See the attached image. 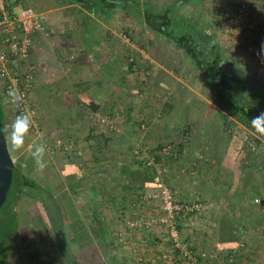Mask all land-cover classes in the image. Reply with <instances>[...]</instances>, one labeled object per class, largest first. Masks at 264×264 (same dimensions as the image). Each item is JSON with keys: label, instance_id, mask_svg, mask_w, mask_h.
Returning <instances> with one entry per match:
<instances>
[{"label": "rangeland", "instance_id": "374dc122", "mask_svg": "<svg viewBox=\"0 0 264 264\" xmlns=\"http://www.w3.org/2000/svg\"><path fill=\"white\" fill-rule=\"evenodd\" d=\"M10 1L30 4L40 13L45 28L33 49L38 71L32 102L40 117L41 134L36 137L28 133L24 147L16 151L11 150L6 131L8 151L14 165L31 173L54 196L60 207L62 233L76 260L80 264H136L123 238L129 226L123 224L124 220L133 214V207L124 202L128 193L127 180L122 177L126 174L124 166H130L128 160L138 155L147 161L158 153L159 160L154 159L152 165L144 163L160 178L153 181V193L157 194L163 186L176 190L162 180L167 178L163 176L167 169L163 160L165 157L172 160L179 152L175 147L177 141L164 140L157 147H148L138 140L120 141L119 135L124 130L132 132V137L133 134L141 137L151 120L163 121V112L168 110L176 112L175 116L174 113L167 116L169 122L182 121L191 126L190 144L186 145L185 152L181 148L180 153L204 156L198 166L205 175L217 170L214 167L221 163L222 170L228 174L230 168L231 176L238 181L230 200L229 182L223 187L228 192L225 210L232 222L235 221L237 236L243 241L231 248L218 249L214 252L216 258L224 254V264H228L227 255L232 254V264H248L253 260L249 252L261 255L264 252V176L262 172L242 168L228 151L229 121L238 122L242 130L247 128L222 107L211 83L185 52L142 21L120 11L92 9L67 0ZM139 1L158 12L171 6V15L176 21L187 22L202 32L205 37L202 43L208 45L214 40L219 43L224 55L221 64L234 76L237 89L244 92L249 103L264 104V67L259 62L253 63L254 57L263 63L264 54L257 55L243 46V24L248 26L258 19L255 26L262 28L259 11L243 15L242 10L236 13L239 17H232L229 13L234 11L232 0ZM236 20L243 31L234 33L231 29ZM98 63L106 66L102 69L106 73H101ZM102 76L109 82V92L98 112L92 113L80 103L78 93L87 82ZM13 120L5 118L6 129H10ZM129 120L135 124L133 131L123 129L128 128ZM242 133L239 131L241 136ZM41 143L46 145L47 166L43 171L37 169L29 154L32 147ZM167 145L171 148L163 151ZM98 146L104 152H99ZM217 159L219 162H214ZM210 177L201 180L209 182ZM252 184H258V195L248 191ZM6 212L0 209V223ZM16 213L9 231L15 234L19 226L13 248L17 253L7 262L4 259V264H71L66 261L67 255L59 245V236L53 231L49 215L36 197L22 193ZM166 231L169 238L167 227ZM103 233H107L105 239ZM110 238L112 247L106 244Z\"/></svg>", "mask_w": 264, "mask_h": 264}, {"label": "crops", "instance_id": "0c3cea01", "mask_svg": "<svg viewBox=\"0 0 264 264\" xmlns=\"http://www.w3.org/2000/svg\"><path fill=\"white\" fill-rule=\"evenodd\" d=\"M232 1L234 4L231 7H233L234 11L229 12L230 14L232 13V17H239L240 14L236 15V13L242 10L245 11V14L243 15H249L251 11L260 12L262 19H259L260 21H263V24L259 36L255 40L256 44L249 46L247 42L252 40V32L256 29L255 22L259 21L257 18L255 22L251 21L248 26L244 24L242 25V27H245V36L243 38L245 44L243 46L250 51L257 52V55L258 52L259 55H263L264 53L261 52V45L264 44V0ZM231 31L234 33L243 31L239 21L236 20ZM255 58L256 57L253 58V63L259 62V65L263 64V66H261L263 68L264 62L262 63ZM97 65L100 66L101 73H106L102 70L106 67L104 64L98 63ZM105 79L106 78L102 76L99 79H93L92 81L87 82L86 85L93 84L97 81L106 82ZM106 83L107 87L102 100L107 97L109 92V82ZM98 109L95 112H98ZM90 112L95 113L91 110ZM172 113H174L175 116V110L163 112V114H165V118L163 116L162 119L163 121H160L159 119H156L155 121L151 120L150 125L141 137L134 134L132 137V132L127 133V131L122 130V134L120 133L121 135H119V138L120 141H131V139L138 140L139 143L148 147H157L158 145H161L164 140L177 141L175 147L178 149L179 153H176V157H171L172 160L168 157H165L164 160L162 159L167 169H165V167L162 168L161 174H163V170L165 169L166 173H164L163 176L167 178H163L162 180L175 187V191L180 201L200 200L202 203L203 209L199 214L187 213L183 218L179 216L178 220V223L180 224V241L183 242V245H189L193 248H190L192 251L191 256L184 258L180 254V249L174 248L171 245L173 243L169 241L166 225L160 221L161 218H163V214L160 210V202L156 197L157 194L153 193L155 189L151 188V186L155 184L153 182L154 180H160L159 176L155 175V173L143 178L144 181L134 179L132 176L137 174H134L135 165L131 159L128 160L130 166H124L126 174L122 177L125 176V181L127 180L125 188L128 192L125 193L127 197H125L126 201L124 202H129L125 203L126 206L129 205L128 207H133V214L127 215L125 218L126 220H124L123 224L126 226V223H128L129 226H127L128 231L124 232L123 238L128 246H130L129 253L133 255L136 264H224L226 256L224 254L219 256V253V257L216 258L214 252L218 251V249H225L227 246H230L231 248L236 246L239 241H243L237 236V229L233 224L235 221L232 222L230 214L225 210V198L229 192L228 198L230 200L231 191L238 183L237 178L231 176L230 168L228 174L224 172L222 170L223 167L220 165L221 163H218L219 165L214 167L218 171L212 170L205 175L203 168L198 166V162H202L204 156L195 155L193 153L191 155L181 154V148H183V152H185L186 145L190 144L188 139L191 138V126H187L186 123L184 125L182 121H178L177 119L175 120L180 123H177L174 120L169 122L167 116L170 114L172 115ZM133 123L134 122H130L129 120L128 128L127 126H124L123 129H130L129 131H133L135 128V124ZM206 159L207 158L205 157V160ZM113 160L117 162L118 159L113 158ZM214 162L219 161L217 159ZM213 166H215V164L211 165V167ZM186 168L187 171H185ZM224 168L228 170L227 167ZM208 175L211 176L209 182L201 180V178L207 179ZM227 181L229 182L227 184L229 190L228 192H225L223 184ZM207 183H209L210 186H208ZM216 183H218V185ZM16 222L18 223V221ZM5 223L6 220H3V222L0 223V230L4 228L3 226ZM17 228L18 230L16 233L10 234L11 238L6 241L7 254L5 256V262H7L12 254L16 252L13 248H15L19 233L18 225ZM9 230L10 229L7 228L1 230V237L4 238L5 236H8L5 232H10ZM248 255L250 258H253L252 262L249 261V263L264 264V252H262L261 255L258 253L252 255L249 252ZM208 256L209 258H207ZM258 257L259 259H256ZM17 258L19 262L20 259L19 257Z\"/></svg>", "mask_w": 264, "mask_h": 264}, {"label": "trees", "instance_id": "16d2710c", "mask_svg": "<svg viewBox=\"0 0 264 264\" xmlns=\"http://www.w3.org/2000/svg\"><path fill=\"white\" fill-rule=\"evenodd\" d=\"M75 5H82L92 9L105 8L113 11H120L134 16V18L142 21L147 27L157 31L162 36L168 38L177 48L182 49L190 61L197 67L211 83L213 89L218 94L219 101L222 107L226 109L230 116L237 117L240 123L247 128L242 130L238 126V122L229 121L230 137L228 151L240 163L242 168L250 169L252 172L259 171L264 176V139L259 138L258 134L252 129L250 121L252 118L264 111V104H251L248 102L244 92H240L231 77L229 72H226L221 61L224 59L221 45L215 40L205 45L202 40H205L202 32L187 22L176 21L171 13V6L165 7L158 12L151 8L147 3L139 0H67ZM174 4H177L176 2ZM261 29L259 26L252 32V40L247 42L249 46L255 45V40L258 38ZM107 83L105 81H97L93 84L86 85L78 93L80 103L95 112L100 106V102L106 90ZM261 96V95H259ZM1 126L5 128V118L7 117L0 107ZM242 131V136L239 134ZM6 136V131H4ZM99 152H104L103 148L97 147ZM233 150H232V149ZM231 151V152H230ZM100 154V153H99ZM97 154V155H99ZM158 154V153H157ZM155 156L159 160V156ZM96 155V156H97ZM159 155V154H158ZM98 157V156H97ZM135 165L134 175L136 180L152 175V171L146 163L145 159L140 155L132 160ZM264 179V177H263ZM258 184L249 188V192L253 195H258ZM28 193L36 197L44 206L52 223L53 231L58 236V242L67 256L66 261L71 264H80L74 254L70 251V246L67 242L65 234L62 233L60 207L51 192L41 186L31 173L14 165L12 168V177L6 198L1 208L7 210L3 217L6 220L5 225L1 230L9 229L10 221L17 218L16 208L17 203L22 193ZM17 221V219H16ZM0 230V234H1ZM4 238L0 235V264H4V259L7 254L6 241L11 238L10 232H5ZM105 234L103 233L104 239ZM108 237V235H107ZM82 237L78 239L81 240ZM78 242V240H76ZM111 238L106 240V244L112 247Z\"/></svg>", "mask_w": 264, "mask_h": 264}, {"label": "built area", "instance_id": "2783aa9c", "mask_svg": "<svg viewBox=\"0 0 264 264\" xmlns=\"http://www.w3.org/2000/svg\"><path fill=\"white\" fill-rule=\"evenodd\" d=\"M44 28L40 13L30 4L0 0V107L9 119H14L21 111L29 114L33 121L29 134L36 137L40 136L41 132L40 117L32 102L38 71L33 49ZM10 87H16L24 96L20 109L11 103H5V96ZM170 148L171 146L167 145L163 151ZM154 159V156L148 158L146 164L152 165ZM156 197L163 214L160 221L168 228L170 242L180 249L184 258L190 257L192 251L189 246L184 247L180 241L178 220L179 216L183 217L187 213H200L203 209L201 201H180L176 191L168 186L161 187ZM232 256L227 255L228 264H232Z\"/></svg>", "mask_w": 264, "mask_h": 264}, {"label": "clouds", "instance_id": "9594fccd", "mask_svg": "<svg viewBox=\"0 0 264 264\" xmlns=\"http://www.w3.org/2000/svg\"><path fill=\"white\" fill-rule=\"evenodd\" d=\"M261 52L264 53V44L261 45ZM23 100V94L16 87H10L7 90L5 103H11L17 109H20ZM32 122V117L21 111L11 122L10 129H0L2 133L8 131L7 139L10 143L11 150L19 151L24 147L25 137L30 131ZM250 125L258 134L259 138L264 139V111L252 118ZM29 154L35 161L37 169L43 171L47 166L45 161L46 145L42 143L35 145L30 149Z\"/></svg>", "mask_w": 264, "mask_h": 264}, {"label": "water", "instance_id": "95a60500", "mask_svg": "<svg viewBox=\"0 0 264 264\" xmlns=\"http://www.w3.org/2000/svg\"><path fill=\"white\" fill-rule=\"evenodd\" d=\"M0 129L1 116H0ZM13 160L9 154L4 132H0V206L4 202L12 177Z\"/></svg>", "mask_w": 264, "mask_h": 264}]
</instances>
